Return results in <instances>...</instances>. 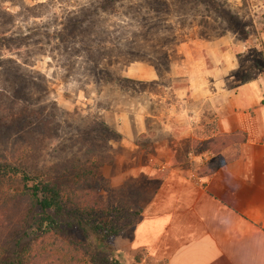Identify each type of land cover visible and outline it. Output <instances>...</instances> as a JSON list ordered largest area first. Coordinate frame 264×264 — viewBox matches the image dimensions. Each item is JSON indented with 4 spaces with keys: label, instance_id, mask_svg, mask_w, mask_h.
I'll list each match as a JSON object with an SVG mask.
<instances>
[{
    "label": "rangeland",
    "instance_id": "obj_1",
    "mask_svg": "<svg viewBox=\"0 0 264 264\" xmlns=\"http://www.w3.org/2000/svg\"><path fill=\"white\" fill-rule=\"evenodd\" d=\"M74 18L85 20L87 27L74 28L69 21ZM263 30L264 0H0V86L6 87L7 80L16 88V75L2 70L17 67L35 82L20 104L54 106L75 123L109 120L105 125L117 136L111 141L113 156L124 154L116 130L122 116L140 110L157 115L148 118V132L136 140L154 158L172 156V165L157 170L151 180L139 173L116 187L107 177L110 188L104 197L121 211L106 219L119 227L118 234L130 235L141 207L170 169L209 170L191 161L193 154L195 160L204 158L206 147L210 164L233 154L221 152L220 143L228 145L239 136L202 143L198 129L187 135L185 118L171 112L203 110L202 98L189 96L188 73L194 66L200 79L199 66L212 59L205 48L213 56L227 49L228 59L239 63L235 73L251 77L262 58ZM162 144L169 151H162ZM138 158L144 159L142 154ZM144 253L122 257L114 250L96 254L95 261L157 264Z\"/></svg>",
    "mask_w": 264,
    "mask_h": 264
},
{
    "label": "crops",
    "instance_id": "obj_2",
    "mask_svg": "<svg viewBox=\"0 0 264 264\" xmlns=\"http://www.w3.org/2000/svg\"><path fill=\"white\" fill-rule=\"evenodd\" d=\"M259 38L262 58L247 79L235 73L239 63L228 59L227 49L215 56L204 49L212 59L199 66L200 79L192 66L189 96L202 98L204 108L171 114L185 118L187 135L198 129L202 143L215 136L239 139L220 143L221 152L233 151L228 159L208 163L207 147L204 158L195 160L197 155H192L191 161L202 164L199 167L216 166L212 172L173 167L162 176L130 235L119 233L111 240L122 257L144 251L157 264H264V30ZM150 117L157 115L140 110L126 113L116 123L124 154H114L113 163L102 168L112 187L129 184L127 178L139 173L151 180L154 173L172 165V156L154 158L136 140L148 132ZM164 124L169 131L168 121ZM167 147L162 144L160 149L169 151ZM141 154L144 159L139 160Z\"/></svg>",
    "mask_w": 264,
    "mask_h": 264
},
{
    "label": "trees",
    "instance_id": "obj_3",
    "mask_svg": "<svg viewBox=\"0 0 264 264\" xmlns=\"http://www.w3.org/2000/svg\"><path fill=\"white\" fill-rule=\"evenodd\" d=\"M2 71L16 75V88L0 86V264H98L96 254L114 252L119 232L106 219L121 209L104 197L102 174L117 136L104 122L75 123L54 106L20 104L35 82L17 67Z\"/></svg>",
    "mask_w": 264,
    "mask_h": 264
}]
</instances>
